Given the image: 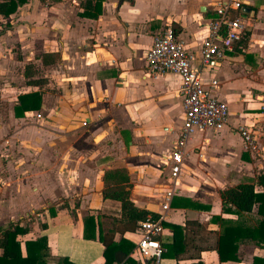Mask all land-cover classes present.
Wrapping results in <instances>:
<instances>
[{"label":"crops","instance_id":"obj_1","mask_svg":"<svg viewBox=\"0 0 264 264\" xmlns=\"http://www.w3.org/2000/svg\"><path fill=\"white\" fill-rule=\"evenodd\" d=\"M213 1L102 0L100 12L88 18L80 15L83 0H28L0 19V81L8 86L6 95L11 93L10 107H0V226L28 223L30 230L21 240L45 235L46 264L61 258L74 264L103 263V245L83 237L88 216L102 231L116 232L115 241L124 238L134 246L139 221L133 231L123 228L120 204L102 197L103 175L114 169L127 172L135 207L186 229V253L178 260L162 258L161 264H253L264 258V249L245 237L237 245L236 261L220 262L214 243L221 227L213 221L252 229L264 218L258 202L251 211L238 213L231 205L223 211L220 199L224 189L264 176V158L245 151L237 132L242 124L252 125L264 155V0H245L249 12L240 10L239 15L246 38L201 69L202 82L216 81L214 96L233 111L222 129L194 132L187 140L177 191L168 209H162L168 171L164 161L183 122L180 79L170 73L153 78L144 56L153 37L170 27L184 49L198 57ZM43 54L59 58L43 65ZM14 64L19 66V89L8 69ZM29 92L40 93V109L16 118L17 96ZM12 162L18 179L8 201L6 177ZM254 191L264 188L255 185ZM166 236L170 232L162 227L157 240ZM197 245L211 249L190 259ZM131 254L137 263H147Z\"/></svg>","mask_w":264,"mask_h":264},{"label":"trees","instance_id":"obj_2","mask_svg":"<svg viewBox=\"0 0 264 264\" xmlns=\"http://www.w3.org/2000/svg\"><path fill=\"white\" fill-rule=\"evenodd\" d=\"M28 0H0V19H6L14 14L19 7L27 3ZM102 0H83V13L81 16L95 18L96 13L101 10ZM246 33L241 36L239 41L246 38ZM242 39V40H243ZM241 40V41H242ZM59 58L58 54H43L41 63L48 65L54 63ZM26 75L31 76V66H27ZM29 70V71H28ZM35 83H38L37 81ZM41 106V95L39 92H29L17 96V103L13 108L16 118L23 117L25 113L38 111ZM255 185H262L264 188V176H258L253 183H240L220 192V199L223 211L231 205L236 212H249L255 203H259V211L264 212V191L256 193ZM129 179L125 169L108 170L103 175L102 197L117 201L121 210V226L125 229L134 230L138 221L144 220L148 215L153 219L159 216L154 212L139 209L130 201ZM180 204V203H179ZM173 206H179L172 203ZM181 205V204H180ZM213 221L219 222L220 231L215 240L216 253L220 262L236 261L237 245L242 239L250 238L264 249V218L258 223L257 227L249 229L236 225H226L220 218H213ZM162 227L170 232L163 240L158 239L162 247V258L178 260L181 255L187 251L186 229L178 225L161 222ZM46 225L41 224L45 229ZM200 227V225H198ZM96 228L97 232H96ZM203 229L202 227H200ZM125 229L119 233H124ZM28 223L19 225V221L9 222L0 226V264H46L49 257L47 246V237L41 235L35 239H19L29 232ZM116 232L113 230L102 231L100 224H95L90 216L84 218L83 237L87 240L97 239L103 245V263L102 264H139L129 257L133 249V244L121 238L114 240ZM211 249L202 245L195 246L196 253L189 254L190 259H196L201 251ZM57 264H74L67 258H61ZM146 264H149L148 262ZM195 264H200L196 262ZM253 264H264L262 260H254Z\"/></svg>","mask_w":264,"mask_h":264},{"label":"built area","instance_id":"obj_3","mask_svg":"<svg viewBox=\"0 0 264 264\" xmlns=\"http://www.w3.org/2000/svg\"><path fill=\"white\" fill-rule=\"evenodd\" d=\"M245 0H215L211 4L213 16L208 19L207 35L202 42L198 57L188 53L181 40L170 27L158 32L152 40L144 59L148 72L153 78L174 74L180 79L179 95L182 100L183 122L173 146L165 157L167 167L166 189L162 209L167 210L177 191V182L186 157V143L194 132L218 131L227 122L226 104L218 100L213 89L217 82L205 85L200 77L201 69L215 61H220L226 50L238 41L244 33L245 25L239 12ZM197 61V67L192 66ZM245 151L256 156L260 154L254 135V127L248 124L238 126ZM161 217L147 216L137 224L138 238L131 256L151 264H161L162 247L157 236L162 232Z\"/></svg>","mask_w":264,"mask_h":264},{"label":"rangeland","instance_id":"obj_4","mask_svg":"<svg viewBox=\"0 0 264 264\" xmlns=\"http://www.w3.org/2000/svg\"><path fill=\"white\" fill-rule=\"evenodd\" d=\"M43 1H45L44 3H46V0H43ZM2 22V21H1ZM1 24V23H0ZM0 30H2V27L0 28ZM11 51L12 52H15V51H17V49L15 48V47H12L11 48ZM15 54V53H14ZM15 56H17V55H15ZM8 69H11V71H12V74H13V77L15 78L14 80L15 81H13V83L12 84H16L17 85V87H18V89H19V66H17V65H12V66H9L8 67ZM8 69H7V71H8ZM0 83H1V85H3L2 87H0V89H3V90H0V107L1 108H3V107H5L6 109L7 108H9L10 107V104H9V101H8V98L7 97H11V93H10V95L8 94V95H6L7 94V92L5 91V89H7L6 87H8V86H6V84L5 83H3L2 81H0ZM10 85V84H9ZM228 111H229V115H230V113L233 111V108H230V110H229V108H228ZM2 115H7V112H5V114H2ZM13 129V128H12ZM16 129H19V125H17V128ZM11 133H12V131L11 130H8V133H5V135L7 136V137H9L10 135H11ZM200 137V136H199ZM229 139L230 137L229 136H227L226 137V139ZM6 148L8 149L9 148V146L8 145H6ZM12 150H13V155L14 156H17V155H19V147H17V142H14V144L12 145ZM9 156V157H8ZM12 155H11V152H9V151H7V154H6V158L8 157V159L9 160H11V157ZM188 159L186 160V164L188 163ZM16 164H15V162H12L11 164H10V174H9V176H7L6 177V180H7V183L8 184H10V185H8L9 187V190L10 191H8V193L6 194V198H5V200H7L8 199V201H10V199L8 198V197H10V196H14V187L16 186V184H17V176H16V169H15V166ZM163 168V167H162ZM162 171H164L165 172V169L163 168L162 169ZM164 174H162L161 175V181L163 182L164 180ZM15 195H16V193H15ZM11 198V197H10ZM8 204V203H7ZM9 215V213L7 214V216ZM6 216V217H7ZM2 217H3V215H2ZM1 217V218H2ZM11 217H10V215H9V217H7L5 220L7 221V220H9ZM3 219V218H2ZM16 220V219H15ZM7 223H5L4 225H6ZM133 248H134V246H133ZM133 250V249H132ZM139 262H140V260L141 259H137ZM148 263H151V262H148Z\"/></svg>","mask_w":264,"mask_h":264},{"label":"water","instance_id":"obj_5","mask_svg":"<svg viewBox=\"0 0 264 264\" xmlns=\"http://www.w3.org/2000/svg\"><path fill=\"white\" fill-rule=\"evenodd\" d=\"M249 12V8L243 7L241 8V13H248Z\"/></svg>","mask_w":264,"mask_h":264}]
</instances>
